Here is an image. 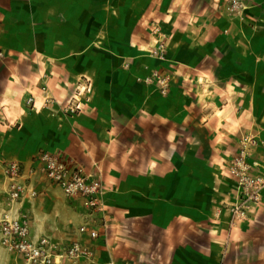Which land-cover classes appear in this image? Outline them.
I'll list each match as a JSON object with an SVG mask.
<instances>
[{
  "label": "crops",
  "instance_id": "0c3cea01",
  "mask_svg": "<svg viewBox=\"0 0 264 264\" xmlns=\"http://www.w3.org/2000/svg\"><path fill=\"white\" fill-rule=\"evenodd\" d=\"M240 3L0 0V215L3 164L18 161L27 173L38 153L56 152L100 171L101 211L91 215L40 172L20 179L36 191L21 209L40 230L48 216L56 243L60 188L64 232L71 221L70 238L94 250L79 264H132L125 243L172 247V263L184 262L185 243H258L264 263V189L244 219L230 225L225 209L237 198L227 164L242 146L264 174V0ZM121 5L141 9L122 15ZM41 85L54 98L47 107ZM81 86L79 109L67 115ZM29 93L34 109L24 104ZM84 223L96 239L77 231Z\"/></svg>",
  "mask_w": 264,
  "mask_h": 264
},
{
  "label": "built area",
  "instance_id": "2783aa9c",
  "mask_svg": "<svg viewBox=\"0 0 264 264\" xmlns=\"http://www.w3.org/2000/svg\"><path fill=\"white\" fill-rule=\"evenodd\" d=\"M240 0H231V8L240 7ZM154 33L159 32L153 26ZM156 54V50L152 51ZM85 90L84 86L77 89L72 96L76 103H70L65 113L72 115L79 109L77 95ZM42 106L47 107L54 98L48 95L46 85L40 86ZM24 104L29 109L35 107V97L29 93L24 98ZM248 148L242 146L239 152L227 164L228 170L234 178L237 198L233 203L225 206L229 215V224L244 219L249 207L260 198L264 189V174L257 171L259 164L256 161H247ZM96 167V164H93ZM40 172L46 179L58 185L68 197H81L89 213H97L102 209V195L105 192L100 179V171H87L76 160H61L59 153L42 151L35 156L34 162L24 173L18 161H7L3 164V176L6 181V206L0 215V243L15 255H19L27 262L33 264H61V259L66 258L77 261L80 258L90 257L92 252L89 246L79 241L72 244L62 253H55L56 245L48 237L33 239L30 237V221L27 213L21 209L22 200L34 197L35 189L26 188L20 179L26 175ZM105 225V222H103ZM80 232H87L90 239L99 236L98 229L91 223H84L79 227Z\"/></svg>",
  "mask_w": 264,
  "mask_h": 264
},
{
  "label": "rangeland",
  "instance_id": "374dc122",
  "mask_svg": "<svg viewBox=\"0 0 264 264\" xmlns=\"http://www.w3.org/2000/svg\"><path fill=\"white\" fill-rule=\"evenodd\" d=\"M106 9H109L112 11V8L110 6H106ZM131 9L132 11H135L137 13L140 12L139 9L141 7H128L127 5H121L120 6V13L128 14ZM146 12V11H144ZM148 13H151V10L148 11ZM150 24V23H149ZM153 24V23H151ZM153 26H156L153 24ZM142 27H145V24L143 22H137L132 26V31H134L137 35L142 34ZM157 27V26H156ZM192 109L194 112L197 111L196 106H192ZM252 138L249 137L248 143H251ZM249 149V148H248ZM55 184V183H54ZM58 186V185H57ZM62 190V189H61ZM60 188L57 187L58 197L55 199V205H56V218L59 220L60 227L55 231L56 235V249L55 253H62L64 250H66L73 241H80L78 238H75V236L70 238V234H74L73 231L76 227L74 224L71 223L70 225H73V227H70L67 232H64L62 223L65 219H67V215L63 209L62 202L60 198L61 196L64 197L62 191ZM84 200V199H83ZM44 206V203L40 205L42 208ZM7 208V206L4 208V210ZM27 208V207H26ZM3 210V211H4ZM27 211V216L29 217L30 221V228L33 235H42L41 237H48L49 234V218L48 216H43V220L40 221L41 224V230L38 229L37 225L35 226L32 221H34L35 216H32L29 212V209H25ZM75 227V228H74ZM43 229V230H42ZM78 232L79 228H77ZM63 230V231H62ZM69 237V238H68ZM50 239V238H49ZM52 241V240H51ZM84 244V243H82ZM91 245L93 243H90ZM139 247H131L128 243L123 244V248L121 253L123 256H126V258L133 259L132 264H260L257 261L258 256L261 255L262 249L258 247V243H248L245 245V248H242L239 245V243H185L181 256L184 257L183 263H172L173 260V251L172 247H156L155 243H136ZM171 244V243H169ZM150 245V246H149ZM89 246V244H88ZM90 248V246H89ZM91 249V256L90 257H84L80 258L77 261H72L66 258L61 259V264H79L82 261H91L94 258V250ZM120 252V251H119ZM119 252L117 251L116 255L119 256ZM17 261L20 260L21 264H33L27 262L24 258H22L19 255H15L12 251L7 250L1 243H0V264H14L15 259ZM15 260V262H16ZM92 264V263H89ZM264 264V263H261Z\"/></svg>",
  "mask_w": 264,
  "mask_h": 264
}]
</instances>
